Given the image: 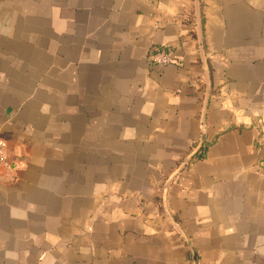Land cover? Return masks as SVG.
Listing matches in <instances>:
<instances>
[{
  "label": "crops",
  "instance_id": "1",
  "mask_svg": "<svg viewBox=\"0 0 264 264\" xmlns=\"http://www.w3.org/2000/svg\"><path fill=\"white\" fill-rule=\"evenodd\" d=\"M0 137V264H264V0H0Z\"/></svg>",
  "mask_w": 264,
  "mask_h": 264
},
{
  "label": "built area",
  "instance_id": "2",
  "mask_svg": "<svg viewBox=\"0 0 264 264\" xmlns=\"http://www.w3.org/2000/svg\"><path fill=\"white\" fill-rule=\"evenodd\" d=\"M151 61L156 64H167L173 61L171 50L167 45L157 46L151 53ZM9 165L7 157V145L6 141L0 137V167H6Z\"/></svg>",
  "mask_w": 264,
  "mask_h": 264
}]
</instances>
